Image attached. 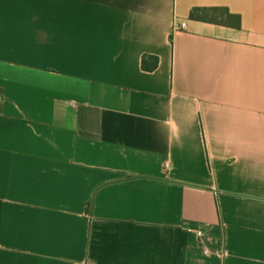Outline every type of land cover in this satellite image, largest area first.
I'll list each match as a JSON object with an SVG mask.
<instances>
[{"label": "crops", "instance_id": "crops-1", "mask_svg": "<svg viewBox=\"0 0 264 264\" xmlns=\"http://www.w3.org/2000/svg\"><path fill=\"white\" fill-rule=\"evenodd\" d=\"M0 264H264V0H0Z\"/></svg>", "mask_w": 264, "mask_h": 264}, {"label": "trees", "instance_id": "trees-1", "mask_svg": "<svg viewBox=\"0 0 264 264\" xmlns=\"http://www.w3.org/2000/svg\"><path fill=\"white\" fill-rule=\"evenodd\" d=\"M189 17L197 21L232 27H238L239 22V17L230 14L225 8H196L191 11ZM157 65L158 60L155 57L144 56L142 59V68L147 72L153 71Z\"/></svg>", "mask_w": 264, "mask_h": 264}, {"label": "built area", "instance_id": "built-area-1", "mask_svg": "<svg viewBox=\"0 0 264 264\" xmlns=\"http://www.w3.org/2000/svg\"><path fill=\"white\" fill-rule=\"evenodd\" d=\"M185 28V24H181L177 29H184ZM195 232L197 233V236L199 238H203L205 236V231L203 228L201 227H194Z\"/></svg>", "mask_w": 264, "mask_h": 264}]
</instances>
